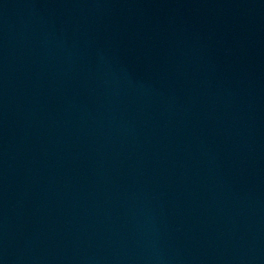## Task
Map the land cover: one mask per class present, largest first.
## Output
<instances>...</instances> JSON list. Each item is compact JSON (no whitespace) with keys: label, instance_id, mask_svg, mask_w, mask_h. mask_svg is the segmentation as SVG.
<instances>
[{"label":"water","instance_id":"water-1","mask_svg":"<svg viewBox=\"0 0 264 264\" xmlns=\"http://www.w3.org/2000/svg\"><path fill=\"white\" fill-rule=\"evenodd\" d=\"M0 264H264V0H0Z\"/></svg>","mask_w":264,"mask_h":264}]
</instances>
